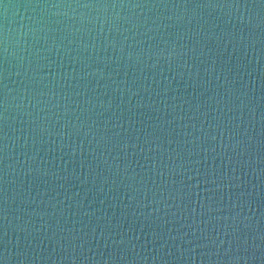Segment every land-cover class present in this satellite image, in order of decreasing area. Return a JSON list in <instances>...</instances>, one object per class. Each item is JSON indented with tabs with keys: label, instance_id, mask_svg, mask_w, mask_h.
<instances>
[{
	"label": "water",
	"instance_id": "95a60500",
	"mask_svg": "<svg viewBox=\"0 0 264 264\" xmlns=\"http://www.w3.org/2000/svg\"><path fill=\"white\" fill-rule=\"evenodd\" d=\"M105 2L0 0V260L264 264V9ZM197 169L207 225L168 195Z\"/></svg>",
	"mask_w": 264,
	"mask_h": 264
},
{
	"label": "snow or ice",
	"instance_id": "6c2138e0",
	"mask_svg": "<svg viewBox=\"0 0 264 264\" xmlns=\"http://www.w3.org/2000/svg\"><path fill=\"white\" fill-rule=\"evenodd\" d=\"M71 6V5H69ZM78 6H83L86 8H107L109 6L111 7H121V8H155V7H169V4L167 3H150L148 0H145V2H139V0H129L128 3H125L124 0H113L112 4L109 5L108 3H85L83 5H78ZM174 7H188L187 4H175L172 5ZM238 2L237 3H221V4H215L212 3L211 0H209V3L207 4H198L196 7H238ZM254 6L259 7L264 9V0H254ZM262 22H264V17L261 18ZM105 23H108L109 26L111 27L112 22L109 21L108 18H105ZM197 112L199 111V106L197 107ZM261 121L264 123V115L261 116ZM216 126L217 128L222 127V121L217 119L216 121ZM154 134V133H153ZM221 135H223V132H221ZM260 139L256 142V148L264 152V129H262L261 134H260ZM102 141L105 140L104 137H101ZM214 140L215 137H212ZM105 142H110V139L105 141ZM151 142L150 137H145V143ZM249 144H251V140H249ZM179 148V145H178ZM189 160H191L192 157V152L187 153ZM177 156H180V152H177ZM169 172H175V169H169ZM163 175V173H161ZM183 175V173H182ZM195 180L196 183H191V181ZM202 182L204 185V191L200 192L198 191L201 186ZM187 183V186L185 184ZM209 181L207 178V175L205 176H200L198 174V169H197V174L196 175H188V181L185 182L183 180L180 181L179 185H173V187L169 190L168 195L175 199L180 201L183 205L184 208L187 209L192 203H193V196L195 195L197 198L203 196V199H199V207H200V217L204 221L205 225L213 223V219L219 220V217H213L214 212L222 211L220 207H218V204L223 201V189L219 186L215 187H208ZM211 184L216 185V181L213 180L211 181ZM219 194V195H218ZM239 200L240 197H237ZM0 204L3 205L2 208H0V212H3L5 214L6 218V213H7V199L4 198L3 200H0ZM179 210V208H178ZM196 209L192 208V215L195 216ZM175 216V213L173 214ZM238 215V214H237ZM205 217H208L207 220H204ZM236 217H233V220L235 221ZM233 237H236L235 230L232 233ZM155 234H154V239H155ZM260 238L264 240V232H261ZM0 264H4L3 260H0Z\"/></svg>",
	"mask_w": 264,
	"mask_h": 264
}]
</instances>
